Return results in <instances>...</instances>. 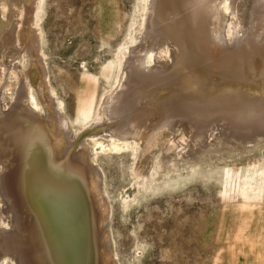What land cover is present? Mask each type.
<instances>
[{"label":"rangeland","instance_id":"rangeland-1","mask_svg":"<svg viewBox=\"0 0 264 264\" xmlns=\"http://www.w3.org/2000/svg\"><path fill=\"white\" fill-rule=\"evenodd\" d=\"M205 1L202 18L198 16L197 20L195 16L192 20L201 27V40L196 39L194 47L205 49L209 82L218 84L234 78L239 82L242 80L237 78H243V85L249 87L246 93L259 91L264 98V0ZM226 1L232 4L234 14L230 15L229 11L219 18L218 7L224 8ZM21 2L26 7L32 0ZM37 17L40 57L34 60L25 52L13 51L15 59L8 64L7 53L4 56L3 51L10 52L9 47L3 51L0 48V91L9 102L25 85L40 101V96L52 89L62 102V114L72 135L69 154L86 153L89 165L99 175V178L91 176L87 187L89 197L97 196L103 206L96 213L100 218L96 217L98 235L103 232L97 240L94 264L100 263L99 254L107 248L105 259L109 264H264V137L257 135L264 128V118L248 134L230 133L217 123L208 126L201 135L191 132L186 136L183 128H164L154 133L146 149L137 136V154L131 148L105 153L103 148L111 141L96 135L94 145L85 126L101 113L107 97L122 90L120 82L125 81L127 74L118 60L120 49L143 47L148 38L144 34L136 40L143 33L139 32L144 27L143 3L141 0H42ZM8 19L9 23L0 20L1 37L15 21L12 16ZM168 37L173 40L177 36L162 34L156 52V61L163 72L178 65L174 56L178 53V39L173 43ZM169 45L172 56L167 54V48L164 50ZM129 56L125 54L126 59ZM143 57L145 61L147 53ZM140 64H131V69L137 72L128 76L130 79L145 73L144 65ZM8 65L14 66L13 72L19 71L16 74L9 71ZM42 66L45 78L40 73ZM140 85L133 112L157 102L160 96L150 97L147 102L141 96L140 100ZM44 107L51 110L47 102ZM87 116L89 119H85ZM45 130L50 140L55 138V126H45ZM182 136L186 146L180 142ZM62 139L60 145L51 147L58 159L63 158L69 146L64 143V136ZM236 139L244 143L231 147ZM211 147L213 152L209 150ZM244 149L247 153H238ZM190 151L198 155L191 157L197 163L165 170L168 158L186 161ZM13 152L1 139L0 157L2 154L7 158L0 167L10 163ZM0 171L3 174L7 170ZM4 205L5 201L3 210L7 216L0 213V235L6 220H12L14 215ZM19 212L21 223L30 224L33 218L27 214V208L22 205ZM27 234L23 232L21 236ZM104 241L107 248L99 246ZM1 256L0 264H15Z\"/></svg>","mask_w":264,"mask_h":264},{"label":"bare ground","instance_id":"bare-ground-1","mask_svg":"<svg viewBox=\"0 0 264 264\" xmlns=\"http://www.w3.org/2000/svg\"><path fill=\"white\" fill-rule=\"evenodd\" d=\"M141 1L145 13L141 24L144 27L143 31L140 30V27L138 28L139 32L143 33L137 35L136 40L142 39L144 34L148 38L142 44L143 47L140 46L141 48L120 49L119 52L122 51V53L118 55V60L123 65L122 70L127 76L125 81L120 82L122 90L120 89L118 93L107 97L101 113L95 120L92 119V123L90 121V124L84 125L87 128L86 131L89 132L87 136L89 135L94 140L95 144H93L96 145L95 136L101 135L102 138L105 137L111 141L109 146L103 148L105 153L131 148V151L137 154V148H135L137 136L144 142L142 148H145L151 142V137L154 138V133L164 128H183V134L186 136L191 132L201 135L206 133L208 126L217 123L223 128L225 127L226 131L229 129L230 133L235 131L234 134L237 135L243 134L238 131L248 134L254 125H257L259 121L262 122L264 98L258 93L259 91L252 90L250 95L246 93L245 89L249 87L243 85V78H237L242 80L239 82H235V78L219 81L218 84L209 82V75L206 73L209 70H205L209 63L205 64V49L194 47V42L197 43L195 40H201V27L199 24H194L196 22L192 20L195 16H197V20L198 16L202 18V8L205 7L206 1ZM41 3L42 0H32L25 7L22 6L21 0L0 1V20L9 23V16L15 20L10 29L2 37L0 36L2 51L7 46L12 47V50L7 48L10 52L3 51L4 56L7 53L8 64L15 59L13 57L16 53L13 51L25 52L28 57L34 60H38L40 57L38 43L40 35H37L38 30L35 27L38 26L37 10ZM194 7H196V11ZM222 7L224 8L218 7L217 10L219 18H223L229 11L230 15L234 14L233 6L229 1H226ZM149 31L153 32L152 35ZM165 33L172 38L177 36L178 50L176 51L178 53H175L174 56H176L178 65H175L176 68H172L171 71L163 72L162 66L156 61L158 59L156 52H159L157 47L161 46L160 42H162L160 36L162 37V34ZM174 39L170 38L171 42ZM169 43L167 42V46ZM170 45L169 47L165 46L164 50L167 48V54L172 56ZM124 53L126 55L129 53L131 56L126 59ZM146 53L147 58L144 61L143 56ZM141 62L145 67V73H140L141 76L138 73L139 76L130 79L131 74L137 72V70L131 69V64H140ZM14 66L16 65L14 64ZM14 66L8 65L7 68L13 72ZM17 69L15 70L17 71ZM40 73L45 78V67L40 68ZM262 78L264 84V76ZM139 85L140 88L142 87L139 99L143 96L147 102L150 97L160 96L157 102L138 112L136 110L133 112L137 96L140 94V92L138 93L139 89L137 90ZM1 95L0 91V140L2 139V142L4 140L6 146L14 149L13 159L10 160V163H4L0 167L2 172L7 170L0 174L2 204L0 213L7 216L3 210L5 201L4 206L7 207L5 210L14 214L12 220L7 217L5 228L0 235L1 259L9 258L11 259L9 261H13L15 264H94L95 260L93 259H96L94 255L98 248L97 240L101 238L103 232L98 235L96 213L102 211L103 206L101 207L102 204L100 205L101 202L97 196L93 195L94 201L92 196L89 197L87 187L89 178L91 176L99 178V175L96 168L90 166L91 163L89 165L88 157L84 156L86 153H82L83 155L69 154L72 135L68 120L62 114V102L58 100L52 89L43 93L40 96L41 100L38 101L31 88L27 87L26 89L25 85L21 86L17 95L15 94L14 100L12 98L8 102ZM143 97L141 98L143 99ZM46 102L50 105L51 110L44 107ZM87 118L88 116L85 119ZM176 123H179V126ZM45 126L56 127L54 139L53 137L51 140L48 138ZM99 128H103V130L91 134L92 131H97ZM259 132L257 135L264 137V128ZM5 134L7 138L3 136ZM62 135L65 138L64 143L69 146L66 153L62 151L65 153L64 156L62 155L63 158L58 159L51 147L62 143ZM180 138V142H182L184 136ZM219 138L221 137L219 136ZM183 142L182 145L186 146ZM83 143L82 141V145ZM235 143H244V140L236 139L232 142L231 147ZM211 149L213 147L209 148V150ZM193 151L186 154V161L168 158L165 170H171L173 167L187 168L188 164L197 163L191 159L193 156H198L195 153L192 154ZM211 151L213 152V150ZM238 151L241 154L246 152L245 149ZM185 157L183 156V158ZM6 158L1 154L0 165ZM173 172L176 173V171ZM22 205L27 208V214L33 218L30 224L21 223L19 211L22 209ZM98 219H100L99 216ZM0 222L2 221L0 220ZM23 232L28 234L22 237L21 233ZM99 246L107 248L106 241ZM106 256L108 257V248L99 254L100 259L98 258V260H101L99 264L110 263L105 259Z\"/></svg>","mask_w":264,"mask_h":264}]
</instances>
